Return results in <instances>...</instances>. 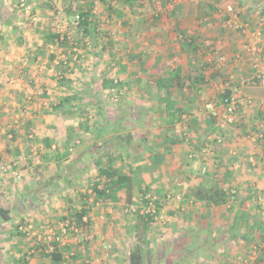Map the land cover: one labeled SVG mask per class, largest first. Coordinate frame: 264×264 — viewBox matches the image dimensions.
Masks as SVG:
<instances>
[{
	"label": "rangeland",
	"instance_id": "374dc122",
	"mask_svg": "<svg viewBox=\"0 0 264 264\" xmlns=\"http://www.w3.org/2000/svg\"><path fill=\"white\" fill-rule=\"evenodd\" d=\"M80 7L92 10L100 34L83 37L76 19ZM260 22L264 0H145L132 7L123 0H0V136L7 144L0 152V209L9 210V219L0 213V264H21L22 258L25 264H52L45 254L53 241L64 252L62 264H111L120 259L116 253L128 263L134 249L142 251L146 264H259L264 252L254 248L264 245V215L252 200L264 199V145L257 140L264 116L254 117L250 104L238 111V122L220 128L217 120L208 121L213 115L207 105L217 102L221 108L227 90L238 96L231 90L237 82L227 76L249 67L233 57L239 52L235 47L245 35L253 41L260 28L264 41ZM237 24H248V32ZM50 29L74 42L76 59L64 87L57 85L51 54L62 58L65 50L46 42ZM190 39L198 49L185 45ZM245 53L250 67L263 57ZM174 65L213 80L196 99L201 109L186 113L193 116L189 129L185 123L173 129L179 146L170 142L161 100L152 92L156 77ZM253 73L244 76V84ZM70 95L74 107L57 116L52 106ZM118 121L125 128L110 133ZM99 125L107 131L97 137ZM67 136L65 155L58 145ZM210 136L222 142L209 141ZM197 142L203 147H195L193 157L188 149L175 154L177 147L193 150ZM234 152L245 170L253 168L249 157L255 156L261 165L257 179H249L247 171L236 174ZM107 155L115 156L123 172L132 169L133 179L118 201L97 203L91 192L99 180L96 160ZM223 178L234 182L225 185L233 192L227 209L189 197L192 184ZM145 195L157 198V213L149 221L141 213L148 206ZM84 202L90 228L73 222ZM234 214L244 223L232 224ZM259 224L260 234L244 240V253L233 252L232 240L221 243V232ZM171 232L177 234L175 243Z\"/></svg>",
	"mask_w": 264,
	"mask_h": 264
},
{
	"label": "trees",
	"instance_id": "16d2710c",
	"mask_svg": "<svg viewBox=\"0 0 264 264\" xmlns=\"http://www.w3.org/2000/svg\"><path fill=\"white\" fill-rule=\"evenodd\" d=\"M143 1L145 0H123V2L130 7L136 4L141 5ZM77 14L79 15L78 25L80 30L82 31L83 37H89L95 34H100L98 26L95 22V16L91 9L80 7ZM103 35H105V33H103ZM45 37L46 42L54 43L57 46H60L63 50H65L64 57L60 58L57 55L51 54V59L55 62L54 71L56 73L55 75L57 85L61 87L69 85L70 78L68 76V72L69 70H71V62L76 59V52L74 51L75 47L73 45L74 42H72L71 39L65 33L55 32L52 29L48 30L45 33ZM185 45H188L189 48H192L193 50L198 49L199 46L197 41L194 39H190L188 42H185ZM140 69L144 70L145 68L141 66ZM146 69H148V67ZM182 73V67L179 65H177L175 68L167 69L166 74L164 76L156 77V90L153 92V94L157 96L159 100L162 101H160L158 106L161 114H164L166 117V123L168 124L167 126H169L171 129H174L173 126L175 122H177L180 116L184 113L183 106H177V102L174 97V89H182L186 85V81L183 79ZM192 77L193 76H189V79L191 81L194 80ZM202 77H204V75H202ZM111 82L114 86L119 83L118 81L114 82L113 80H111ZM187 86H189L188 88L191 87L190 84H188ZM230 94L231 91L227 90L225 94L221 95V98L225 95ZM183 97L184 96L182 95L181 98ZM72 101L73 100L71 95L60 97L59 101L52 106L53 111L56 113L57 116H63L68 111L67 108L74 107L72 106ZM170 103L172 104L170 105ZM213 121L215 122V118L214 116H211L209 122L212 123ZM124 128L125 126L123 125V122L118 121L115 123L114 127L111 128L110 133L119 132ZM97 131V137H99L107 131V126L99 125L97 127ZM113 135L114 136H112L111 138L118 139V136H116L115 134ZM68 136L67 138H63L62 140H60L58 145V147L64 148L63 153L65 155L69 154ZM169 140L170 142L173 141V139L171 138ZM96 164L98 167L99 180L93 185V188L91 190L92 195L94 197V201L97 203L100 201H118L120 197V192L130 187L134 171L132 169H129V172H123L120 167H117L115 165L114 155H107L106 157L99 158L96 160ZM225 183H227V180H225L224 178L222 182L216 181L211 184H208L207 181H201V183L197 187L191 189L189 197H192L194 201H202L205 202L207 205H214L227 209V205L231 201L233 192L230 187H225ZM84 204L85 205L81 207L80 210L76 211V213L74 214L75 217L73 222L78 227L90 228L91 221L87 217L89 214V206H87L86 202H84ZM0 213L5 219H9V210L2 208L0 209ZM144 217L147 218V221L152 219V215L150 214H146L144 215ZM261 225H257L255 233H252L253 235H251L250 237L257 236L258 234H260V231L262 229ZM17 233L23 235V233L20 231H17ZM41 248L38 247V249ZM45 255L51 260L52 264H62L64 262V252L57 241H53L52 250L48 251ZM130 261L131 264H143L142 251L140 249L132 250L130 252ZM21 262L23 264L26 263L24 258H22ZM259 264H264V258H261Z\"/></svg>",
	"mask_w": 264,
	"mask_h": 264
},
{
	"label": "crops",
	"instance_id": "0c3cea01",
	"mask_svg": "<svg viewBox=\"0 0 264 264\" xmlns=\"http://www.w3.org/2000/svg\"><path fill=\"white\" fill-rule=\"evenodd\" d=\"M239 2H241V0H239ZM247 8V7H246ZM247 12H250L249 11V9H248V11ZM262 12V11H261ZM264 23V22H263ZM263 23L262 22H260V24L261 25H263ZM251 25V24H250ZM261 29V28H260ZM246 39H240L239 40V43H237V46L235 47V48H239V52H242V56H245V55H249V54H247V53H245V52H243V46H244V44L247 42H252V43H255V42H253L254 41V39H253V41H251V36L248 34V36L247 35H245L244 36ZM244 42V43H243ZM243 43V44H242ZM238 52V53H239ZM238 53H235V55L233 54V57L235 58L236 57V61L237 62H240L243 66L247 63V66L249 67L248 68V70L246 71V69L245 68H243V70H242V72H240L238 75H233V74H231V75H228L227 76V79L228 78H233V79H235L234 81L235 82H237V86H235L236 88H231V90H234V91H237V95L238 96H241V95H244V98H250L251 100H252V107H253V112H255L253 115H255L254 117H256V116H264V86L263 85H261L259 82H250V81H248V85H246V84H244V82H243V80H244V76H246V77H248L249 75H250V73H253L252 71H254V68H253V64H254V62L252 63V67H250V63H251V58H250V55L248 56L249 58H247V59H249L248 61H243L242 59L244 58H238L237 57V54ZM258 62L259 63H261V64H263V68H264V53H263V57H260V59H258ZM176 66L174 65L173 66V68H175ZM240 69V68H239ZM242 69V68H241ZM240 69V70H241ZM245 69V70H244ZM161 72V71H160ZM166 74V70H164V71H162L159 75H158V77H162V76H164ZM202 75H204V77H202ZM182 76H183V79L186 81V85L184 86V88H182V89H179V88H176V89H174L175 90V92H174V94L175 95H177V93L179 94H181V95H183L184 96V98L183 99H175L176 100V102H177V106H183V108H184V113L180 116V118H179V120L177 121V122H175V124H174V130H176V128L177 127H179L182 123H185V126H186V128L187 129H189L188 127H189V125H190V121H191V119H192V115H187L186 113H188L189 111L190 112H192V111H196L197 109H198V107L200 106V103H199V101L198 100H196L197 98H198V96H199V93H201V90H206V88H205V86H207V85H209L210 83L211 84H213L212 83V77L211 76H209V75H206V74H200V73H195V72H191V73H182ZM189 76H193L192 78L194 79L193 81H191L190 79H189ZM228 83V82H227ZM226 83V84H227ZM188 84H190L191 85V87L190 88H188L189 86H187ZM225 84V83H224ZM224 85L222 84L221 85V87L220 88H222ZM208 89V88H207ZM156 90V83H155V85L153 86V91L152 92H154ZM212 103V102H211ZM172 103H170V105H171ZM215 105H216V107H217V102H215L214 103ZM245 106H251V105H244V106H242V109L245 107ZM218 108H220V107H218ZM201 108H199L198 110H200ZM243 112H244V110H243ZM243 112L241 111V115L243 114ZM206 119V117L204 118V120ZM241 119H243L242 118V116H241ZM204 120H201V122L202 123H204L203 125L201 124V126H202V130L204 129V125H206V122L204 121ZM216 120V119H215ZM209 121V120H208ZM242 121H244V119L242 120ZM217 124V123H216ZM168 125V124H167ZM201 126H198L199 127V129H201L200 127ZM172 127V126H171ZM198 127H197V129H198ZM185 128V129H186ZM176 132H177V130H176ZM173 133H175L174 131H173V129H170V135H171V139H173V141H172V143L174 144V145H177V146H179V143H178V134H176V136L175 135H173ZM186 133V132H185ZM196 133V132H195ZM194 132H193V134L197 137V134H195ZM1 135V134H0ZM184 138V137H183ZM238 140H239V138H237ZM252 140H256V137L254 138V137H252ZM257 140H260V139H257ZM262 143H263V145H264V142L262 141V140H260ZM188 143V142H187ZM235 143V146H236V141L234 142ZM186 144V143H185ZM237 144H240L239 142H237ZM199 145V146H198ZM6 147H7V144H6V142H4V140L2 139V136H0V152H3V151H5V149H6ZM195 147H198V149L200 148H202L203 147V144L202 145H200V144H198V142H197V144H195V145H192V149L193 150H191V149H189V148H191V147H189V146H186L185 148L183 147H181V148H178L177 147V149H178V151H176L175 152V154H178V155H180L181 154V152H182V150H185V152L187 151V149H188V151H190L188 154H189V157L191 158V157H193V151H194V148ZM264 147V146H263ZM204 149V148H203ZM241 150V149H240ZM256 151L258 152V153H260V148H258V149H256ZM241 152V151H240ZM235 153V157H234V160L236 161V163L232 166V169L233 170H235L236 171V174H240L241 173V171L243 172V174L245 173V171H247V175H249V179H252V178H254V179H257V177H253L254 176V173H255V170L257 171V172H260V169H261V165H260V162H258V161H256L255 160V156H251L250 155V157H249V159H250V161H251V163H252V166H253V168L251 167V168H249L248 170H245V164L244 163H242V157H241V155L240 154H236V152H234ZM250 153H254V152H250ZM186 155V154H185ZM260 157H263V155L260 153ZM217 159V161H220V159L219 158H216ZM264 161V160H263ZM259 165L258 166V168L256 169V165L257 164ZM263 166V168H264V164L262 165ZM189 170H188V172H190V173H193L194 172V169H195V166H191L190 168H188ZM186 172H187V170H185ZM264 172V171H263ZM256 174V173H255ZM248 179V178H247ZM241 179L239 178V180H236V187H238V188H240V185H238V183L239 184H241ZM230 182V181H229ZM201 183V181L200 182H198V183H196L195 185L194 184H192V187L193 188H195V187H197L199 184ZM226 185H230V186H232V184H234V182L233 183H225ZM238 185V186H237ZM226 187V186H225ZM235 187V186H234ZM235 187V188H236ZM192 188V189H193ZM264 189V188H263ZM5 209H8V208H5ZM9 218V217H8ZM220 220H222V219H220ZM231 220H232V224H236V223H244V220H243V218H241L240 217V215H236V214H234V216L231 218ZM91 221V220H90ZM177 221V219H175V221H174V223ZM145 224H146V222H144ZM250 223H252V224H254L255 222L254 221H250ZM186 228L187 227H185V225H184V229L181 231L182 233H184L185 231H186ZM188 229V228H187ZM255 227H251L250 228V230H246V227H244V226H242V228H240V227H238L237 228V230L236 231H231V232H228V231H225V232H221L220 234H221V236H220V240H221V243L222 244H224V242L226 241V240H232V243H234L233 244V252H245V250L246 249H243V247H244V244H246V243H244L245 241L244 240H248V241H250V236L251 235H253L254 233H255ZM172 233V232H171ZM253 233V234H252ZM172 235L174 236V238H173V242L175 243V241H176V237H177V234H174V233H172ZM132 250H130V252H131ZM130 252H129V254H128V256L130 257ZM127 254V253H126ZM114 257H118V258H120V259H118V261H116V262H113V263H111V264H131V261H130V258H129V261H128V263L125 261V260H123L122 258H121V256H120V254H114ZM144 257V256H143ZM96 262V261H95ZM21 264H23L22 262H21ZM78 264H80V263H78ZM143 264H146L145 263V261H144V258H143ZM148 264V263H147Z\"/></svg>",
	"mask_w": 264,
	"mask_h": 264
},
{
	"label": "built area",
	"instance_id": "2783aa9c",
	"mask_svg": "<svg viewBox=\"0 0 264 264\" xmlns=\"http://www.w3.org/2000/svg\"><path fill=\"white\" fill-rule=\"evenodd\" d=\"M24 4V3H22ZM231 14L233 13V10L231 9ZM77 19V23H79V15H77L76 17ZM238 29L242 30L244 33L248 32L249 30V25L248 24H237ZM252 36L256 41V43H250L248 42L247 44L244 45V47H247L243 52H249L251 54H261L264 53V41L261 40V30H255L252 33ZM258 41L261 43H258ZM238 58L242 57V52L237 54ZM253 68H254V73L251 76V78L249 79L250 82H259L261 85L264 86V68L262 65H260V63L258 62V60H256L253 64ZM225 94V93H224ZM252 100L250 98H239L238 96L235 95H225L224 97L221 98V108L216 107V105L214 103H209L207 105V108L210 109L212 115L214 116V118L217 120V125L220 128H225L228 125L234 124L236 122H238V111L242 108V106L244 105H250L252 104ZM257 139H260L264 142V130L263 132H261L258 136ZM208 140L210 141H216L218 143L222 142V138L218 137V136H210L208 138ZM206 146H209V142H206ZM206 150V149H205ZM203 172H206V168L203 169ZM145 197V198H144ZM233 197V196H232ZM144 201H146L147 209L146 210H142L141 213L143 214H151L152 216H155V214L157 213L156 210V197L152 196V195H145L143 196ZM253 204H258L261 206L262 211H263V215H264V199L262 197H258V198H253L252 200ZM133 211H137L136 208L132 209ZM255 250H262L264 252V245L262 246V244H259L257 246H255L254 248Z\"/></svg>",
	"mask_w": 264,
	"mask_h": 264
}]
</instances>
